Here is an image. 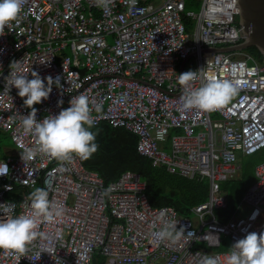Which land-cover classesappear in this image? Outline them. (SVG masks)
I'll use <instances>...</instances> for the list:
<instances>
[{"label": "built area", "instance_id": "obj_1", "mask_svg": "<svg viewBox=\"0 0 264 264\" xmlns=\"http://www.w3.org/2000/svg\"><path fill=\"white\" fill-rule=\"evenodd\" d=\"M198 1V10H186V0H162L159 5L137 0L134 8L125 0H111L107 7L98 0H26L18 21L5 27L0 35V131L11 137L14 152L3 150V156L0 151V164L9 167L0 176V204L13 205V215L31 214L29 193L10 195L17 186H40L64 210L55 222L39 224L48 239L34 241L27 255L47 247L60 264H94L96 255L104 257L102 264H199L201 255L212 254L226 264L230 249L220 247L227 237L232 246L249 232H264V161L256 165L257 180L240 204L249 213L235 214L224 223L215 215L227 204L221 183L241 170L238 154L264 147V56L245 49L202 51L237 44L245 36L239 0ZM183 14L194 26L187 28ZM194 51L189 71H196L198 78L190 82L192 88L209 78L239 82L237 94L216 111H185L184 89L176 94L181 61ZM14 60L29 79L32 71L45 84L49 75L61 77L63 88L54 84L49 98L34 105L38 120L58 114L70 107L73 96L84 94L93 104H102L101 112H92L96 125L108 121L135 133L138 151L154 166L190 179L208 178V198L192 208L195 217L180 215L173 206L152 205L137 171L126 170L106 183L79 157L66 170L48 156L25 163L18 146L33 147L36 139L21 125L22 115L31 109L5 80ZM109 187L110 194L103 195ZM166 222H176L178 230L184 227V235L161 241L156 233ZM0 264L57 260L44 252L33 262L0 249Z\"/></svg>", "mask_w": 264, "mask_h": 264}, {"label": "clouds", "instance_id": "obj_2", "mask_svg": "<svg viewBox=\"0 0 264 264\" xmlns=\"http://www.w3.org/2000/svg\"><path fill=\"white\" fill-rule=\"evenodd\" d=\"M110 2L111 0H98L104 7ZM25 3L26 0H0V35L11 22L18 21L24 12ZM125 4L134 8L137 0H125ZM10 69L9 75L5 77L7 87L11 85L18 89V95L25 98L24 106L31 109L29 114L22 115L23 131L36 139L33 147L18 146L22 150V160L27 163L35 160L38 155L48 156L59 162L61 170H66L65 165L71 163L74 157H79L82 161L90 159L99 149L96 143L98 131H91L97 123L92 112L93 110L101 112L102 104H93L88 96L79 94L70 99V107L62 108L58 114L38 120V110L34 105L49 98L54 84L63 88L61 77L53 78L49 75L45 84L40 74L32 71L33 78L29 79L28 74L21 70L20 61L16 60L11 62ZM197 78L196 71H186L178 76L177 82L184 89L181 100L185 111L194 109L203 112L216 111L229 103L239 90L238 81L216 78H209L202 86L192 88L190 82ZM58 103L62 105L63 100ZM8 170L6 163L0 164V176L7 175ZM8 188L11 190V186ZM110 192L111 187L105 189L103 195L108 196ZM27 200L31 202V214L13 215V205L0 204V212H3V216H0V249L27 256L33 262L38 261L42 253L47 252L57 260V264H60L54 250L47 247H41L33 255L27 253L34 241L48 239L46 232L38 230L39 224L55 222L62 217L63 208L49 199V192L43 187H34ZM257 214L258 211L253 214V218ZM184 233V227L178 230L176 222H166L156 235L161 241H176ZM57 236L59 237V233ZM229 249L226 264H264V232H249L244 238L234 242ZM199 264H220V261L215 255L203 254L200 256Z\"/></svg>", "mask_w": 264, "mask_h": 264}, {"label": "trees", "instance_id": "obj_3", "mask_svg": "<svg viewBox=\"0 0 264 264\" xmlns=\"http://www.w3.org/2000/svg\"><path fill=\"white\" fill-rule=\"evenodd\" d=\"M199 8L200 1L186 0V10ZM183 20L187 28L194 26L193 21L186 14H183ZM245 50L260 59L263 58L256 46H251ZM193 59L189 60L185 68L186 71H189V63ZM91 131H98L96 143H98L99 149L90 159L85 161V165L87 168L98 171L106 183L117 179L126 170L140 172L146 182V193L151 204L154 206H173L180 215L192 216V208L208 198L210 183L207 178L190 179L177 173H170L164 166H154L147 156L138 151V136L132 131L125 127L113 126L108 121L100 122ZM5 135L7 134L0 131V151H3L1 137ZM1 153L6 156L4 151ZM263 161L264 147L253 154L242 156L240 177L221 183V188L227 195V206L215 210L218 220L223 223L227 222L237 213L247 190L257 180L255 167ZM16 190L10 197H16V194L21 191L27 193L32 191L20 186H17ZM226 244L225 241L220 249H228ZM103 260L102 255H96L94 264H102Z\"/></svg>", "mask_w": 264, "mask_h": 264}, {"label": "water", "instance_id": "obj_4", "mask_svg": "<svg viewBox=\"0 0 264 264\" xmlns=\"http://www.w3.org/2000/svg\"><path fill=\"white\" fill-rule=\"evenodd\" d=\"M239 7V25L245 38L237 44L218 47L210 46L203 48L202 51L229 52L256 46L264 56V0H239ZM196 55V51L191 52L188 58L181 61L179 66L180 73L185 72L187 61ZM182 92L183 88L181 86L180 91L176 94L180 95Z\"/></svg>", "mask_w": 264, "mask_h": 264}, {"label": "rangeland", "instance_id": "obj_5", "mask_svg": "<svg viewBox=\"0 0 264 264\" xmlns=\"http://www.w3.org/2000/svg\"><path fill=\"white\" fill-rule=\"evenodd\" d=\"M161 2H162V0H154L155 5H159ZM194 10H198V9H194ZM1 138H2L1 142H2V145H3L2 147H3L4 150H5V147L9 148V149H14V144L12 142V139H11V137L8 134L5 135V136H2ZM238 155H239L240 160H241V155L240 154H238ZM246 213H247V208L244 205V208L240 211L239 214L240 215H245ZM192 217L194 218L195 216L192 214ZM226 243H227L226 247L229 248L231 246V238L230 237H227Z\"/></svg>", "mask_w": 264, "mask_h": 264}, {"label": "crops", "instance_id": "obj_6", "mask_svg": "<svg viewBox=\"0 0 264 264\" xmlns=\"http://www.w3.org/2000/svg\"><path fill=\"white\" fill-rule=\"evenodd\" d=\"M194 10V9H193ZM189 62V61H188ZM191 63V62H190ZM189 63V64H190ZM187 67V66H186ZM5 133V132H4ZM7 134V133H6ZM4 150V149H3ZM5 150L7 151V152H10V153H13L14 152V149H9V148H6L5 147ZM241 155V157L242 156H244V155H242V154H240ZM239 161H240V157H239ZM241 164V163H240ZM241 172H242V168H241V170L238 172V174H237V176H236V178H239L240 177V175H241ZM256 175V174H255ZM206 178V177H205ZM236 178H234V179H236ZM208 179V178H207ZM233 180V179H232ZM223 191V190H222ZM223 193H224V195L226 196V201H227V195H226V193H225V191H223ZM226 206H227V204H226ZM243 209V208H242ZM241 208H240V206L238 207V209H237V213H235V214H239L240 213V211L242 210ZM249 213V208H247V213L245 214V215H247ZM234 214V215H235ZM239 216H240V214H239Z\"/></svg>", "mask_w": 264, "mask_h": 264}]
</instances>
